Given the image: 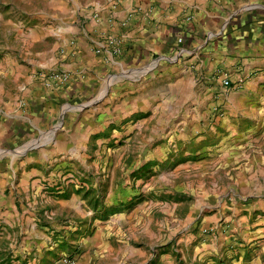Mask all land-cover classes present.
Instances as JSON below:
<instances>
[{
  "label": "rangeland",
  "instance_id": "rangeland-1",
  "mask_svg": "<svg viewBox=\"0 0 264 264\" xmlns=\"http://www.w3.org/2000/svg\"><path fill=\"white\" fill-rule=\"evenodd\" d=\"M72 2L85 0H0L1 105L17 94L32 54L52 45L50 35L33 37L50 33L58 12L79 20ZM221 72L214 90L201 80L187 87L194 98L188 115L176 106L181 111L171 121L143 113L114 121L82 146L76 163L44 172L33 195L6 184L0 264H188L198 243L232 226L262 224L264 199L240 191L236 176L264 156V128L253 127L252 138L230 137L228 125L241 134L250 124L232 120L242 89H224L232 74ZM230 142L238 146L224 154ZM2 156L11 158L0 148Z\"/></svg>",
  "mask_w": 264,
  "mask_h": 264
},
{
  "label": "crops",
  "instance_id": "crops-1",
  "mask_svg": "<svg viewBox=\"0 0 264 264\" xmlns=\"http://www.w3.org/2000/svg\"><path fill=\"white\" fill-rule=\"evenodd\" d=\"M72 3L79 20L61 19L58 12L52 31L33 37L44 42L50 35L52 45L32 54L17 94L0 104V148L11 154L5 162L0 157V193L9 183L15 193L33 195L46 181L44 172L76 163L86 150L82 146L114 121L142 113L155 121H171L181 111L176 106L188 115L194 98L187 87L201 80L214 90L220 71L232 74V82L245 78L231 115L250 128L239 134L228 125L230 137L252 138L257 132L253 127L264 128V0ZM107 36L122 41L119 56L110 55ZM52 69L67 72L68 82L48 88L42 76ZM236 146L230 142L223 153ZM248 164L236 176L243 180L240 185L244 182L239 190L264 199V156ZM6 204L0 201V207ZM257 221L198 243L188 264H217L222 259H228L224 264H264V222Z\"/></svg>",
  "mask_w": 264,
  "mask_h": 264
},
{
  "label": "built area",
  "instance_id": "built-area-1",
  "mask_svg": "<svg viewBox=\"0 0 264 264\" xmlns=\"http://www.w3.org/2000/svg\"><path fill=\"white\" fill-rule=\"evenodd\" d=\"M132 16V13H130L127 17V21L129 20V18ZM92 18L95 20L97 19V13L93 12L92 13ZM187 20H190V18H188ZM127 22H123L122 25H125ZM178 44L182 43V39L178 38L177 40ZM105 46H107L109 48V53L112 56H119L122 52V41L118 38L115 37H111V36H107L105 38ZM102 47L98 48L97 51L100 52ZM69 74L67 72L64 71H59V70H53V71H49L43 74L42 78H43V82L44 84L49 88H53V87H58V86H62L65 83L68 82L69 80ZM245 83V78L243 77H239L237 78L234 82L230 81L228 78H223L221 84L223 88L226 89H233V90H239L243 87ZM73 264V260L72 261H66V260H62L60 262V264Z\"/></svg>",
  "mask_w": 264,
  "mask_h": 264
}]
</instances>
